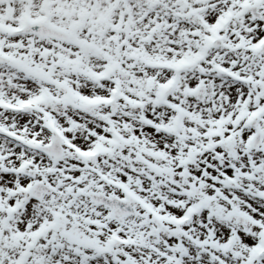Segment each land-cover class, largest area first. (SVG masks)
Segmentation results:
<instances>
[{
	"label": "snow or ice",
	"instance_id": "1",
	"mask_svg": "<svg viewBox=\"0 0 264 264\" xmlns=\"http://www.w3.org/2000/svg\"><path fill=\"white\" fill-rule=\"evenodd\" d=\"M0 264H264V0H0Z\"/></svg>",
	"mask_w": 264,
	"mask_h": 264
}]
</instances>
